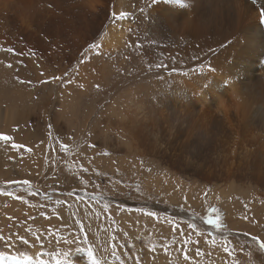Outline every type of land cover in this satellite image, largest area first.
<instances>
[{
  "label": "rangeland",
  "instance_id": "rangeland-1",
  "mask_svg": "<svg viewBox=\"0 0 264 264\" xmlns=\"http://www.w3.org/2000/svg\"><path fill=\"white\" fill-rule=\"evenodd\" d=\"M0 62L11 71L0 74V134L13 138L0 140V264H28L25 257L30 264H91L93 258L101 264H264V199L253 194L255 188L242 194L245 189L235 186L228 198L220 199L217 190L227 180H194L199 177L184 169L191 151H180L178 160H172L150 150L151 136L143 141L114 133L122 103L139 85L100 95L97 86L79 87L80 72L53 79L62 71L32 70L1 51ZM93 62L109 61L100 56ZM142 98L156 108L153 92ZM136 148L144 157L130 153ZM203 165L205 173L217 172L211 160ZM85 206L89 211L80 213ZM213 207L218 211L210 212ZM113 208L117 213L140 214L138 208L157 212L155 220L147 217L154 223L141 228L146 236L142 244L132 236L137 232L125 236L111 216ZM210 215L219 227L207 222ZM175 225L179 233L172 229ZM90 230H95L94 242Z\"/></svg>",
  "mask_w": 264,
  "mask_h": 264
},
{
  "label": "bare ground",
  "instance_id": "bare-ground-1",
  "mask_svg": "<svg viewBox=\"0 0 264 264\" xmlns=\"http://www.w3.org/2000/svg\"><path fill=\"white\" fill-rule=\"evenodd\" d=\"M261 5L264 0H160L155 5L151 0H0V51L32 70L47 74L53 67L62 71L60 78L80 72L79 87L98 90L99 85L100 95L139 85L138 92L131 89L134 94L122 103L114 133L126 139H151L150 150L172 160H178L180 151H191L194 155L185 157L184 169L199 177L194 180L211 184L227 180V185L217 190L220 199L228 198L235 186L245 189L242 194L255 188L253 194L264 199ZM121 11L128 17L114 22L111 14ZM93 43L101 46L98 55L96 49L85 52ZM100 56L109 62L94 63ZM161 61L165 67L156 68ZM2 63L0 74L9 75L10 69H4ZM209 67L216 71L210 72ZM205 79L210 86H203ZM144 92L150 96L153 92L156 108L145 104ZM152 113L155 115L150 116ZM149 136L154 139H147ZM130 153L144 157L139 148ZM199 154H208L209 159ZM207 160L217 172L208 169L211 172L205 173L203 163ZM80 209L85 214L89 206ZM111 216L126 233L137 232L132 236L138 244L146 237L141 228L154 223L141 212L117 213L113 208ZM94 231L88 232L92 242Z\"/></svg>",
  "mask_w": 264,
  "mask_h": 264
},
{
  "label": "snow or ice",
  "instance_id": "snow-or-ice-1",
  "mask_svg": "<svg viewBox=\"0 0 264 264\" xmlns=\"http://www.w3.org/2000/svg\"><path fill=\"white\" fill-rule=\"evenodd\" d=\"M151 2H152L153 5H155V4L160 3V0H151ZM261 7L264 8V5H261ZM141 11H143V10H141ZM111 15H112L113 21L117 22V21H121L123 19H126L129 14L127 12H125V11H121L119 13L113 12ZM100 47H101L100 45L93 43V44H90L88 46V49H85V52H87L89 50H92V49H96L97 50V55H98L99 54L98 50H99ZM5 50L8 51V52H11L13 54H16V55H24L23 52L17 53L16 50L13 49V48H7ZM209 51H213V49L210 48ZM29 53L31 55H35V53L32 50H29ZM81 62L83 63L84 61L82 60ZM8 66L11 67V65H8ZM154 66L159 69V68L165 67V64H164L163 61H161L159 63H156ZM152 67H153L152 62H149L148 63V70H151ZM209 71L210 72H215L216 69L214 67H209ZM53 79H61V78L60 77H54ZM203 86H205V87L210 86V82L207 79H205ZM97 87H99V85H97ZM49 127H51V125ZM12 139L13 138L10 137V136L0 134V140L10 141ZM12 146L13 147H21L20 145H16L15 143ZM68 147L69 146L67 144H64V143L60 144V148L61 149L68 150ZM21 183L27 185V184H29V181L28 180H24V181H21ZM7 195H12V193H7ZM137 211L142 212L144 216L151 217V218H156L157 215H158L157 212L152 211V210H146L144 208H138ZM209 211L214 213V212H217L218 210L213 207V208H210ZM76 222L79 223V221H76ZM207 222L209 224H217V219H213V217L210 215V216H208ZM188 227L194 228L195 225L189 224ZM217 227H219L218 224H217ZM80 230L81 231L84 230L83 225H81ZM174 231H176L178 233L180 232L179 225H175L174 226ZM127 235H128V233H125V236H127ZM20 239H21V241L24 244L28 243V241L24 237H20ZM256 239H257L256 237H253V240H256ZM68 242L71 243V241H68ZM261 247H264V244H262ZM225 251H227V249H225ZM113 254H115V253L113 252ZM89 256L90 257L92 256V251L91 250H89ZM25 260L28 262V264H30V258L25 257ZM92 264H101V260L99 258H93L92 259Z\"/></svg>",
  "mask_w": 264,
  "mask_h": 264
}]
</instances>
